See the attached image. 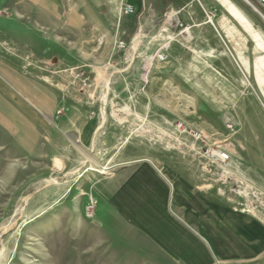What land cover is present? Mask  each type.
<instances>
[{
	"label": "rangeland",
	"instance_id": "1",
	"mask_svg": "<svg viewBox=\"0 0 264 264\" xmlns=\"http://www.w3.org/2000/svg\"><path fill=\"white\" fill-rule=\"evenodd\" d=\"M5 69L57 108L29 107ZM69 104L107 111L92 152L56 127ZM190 154L205 188L264 224V18L245 0H0V264H177L101 208L100 183L123 158Z\"/></svg>",
	"mask_w": 264,
	"mask_h": 264
},
{
	"label": "crops",
	"instance_id": "2",
	"mask_svg": "<svg viewBox=\"0 0 264 264\" xmlns=\"http://www.w3.org/2000/svg\"><path fill=\"white\" fill-rule=\"evenodd\" d=\"M123 72L119 77L125 78ZM5 74L29 107L41 114L57 108L56 96L33 87L18 71L5 69ZM85 95L77 93L76 98ZM70 105L55 121L56 127L92 152L100 137L109 138L99 133L104 125L99 116L107 111ZM79 112L97 116L78 119ZM165 157L123 158L127 161L124 167L101 180L102 191H107L101 195V208L114 211L118 219L177 264H264V224L205 188L204 172L195 163V155H182L176 159L180 163L174 162V156Z\"/></svg>",
	"mask_w": 264,
	"mask_h": 264
},
{
	"label": "built area",
	"instance_id": "3",
	"mask_svg": "<svg viewBox=\"0 0 264 264\" xmlns=\"http://www.w3.org/2000/svg\"><path fill=\"white\" fill-rule=\"evenodd\" d=\"M246 2L248 4H250L249 0H246ZM257 2H259V4H261V5H264V0H257ZM250 6H252V5L250 4ZM123 11H124V13H132L133 12V6L130 4H125ZM257 12L263 17V15L259 9L257 10ZM118 46L121 48L126 47V45L123 41H119ZM155 58L157 60H164L165 59L164 51L162 49L158 50V52H156V54H155ZM108 64L111 65V62L109 61ZM123 71L124 70H117L116 73H122ZM146 75H147V73H146ZM71 76H72L73 80L78 81L79 90L81 92H84L85 90L91 88V86L93 84L91 75L88 74L83 68L73 69L71 72ZM176 128L179 132H183V133L189 135L194 141H196L200 145H202L204 147L209 146L208 138L199 130H197L195 128H191L189 126H186L182 122H178L176 124ZM200 154H201V156L205 157L207 160H209L210 162L215 163V164H220V163L226 162L230 158V155L226 152H219L217 150L208 151L205 148H204V151Z\"/></svg>",
	"mask_w": 264,
	"mask_h": 264
},
{
	"label": "bare ground",
	"instance_id": "4",
	"mask_svg": "<svg viewBox=\"0 0 264 264\" xmlns=\"http://www.w3.org/2000/svg\"><path fill=\"white\" fill-rule=\"evenodd\" d=\"M246 1V0H245ZM249 3L252 5L251 7H253V9L257 12V10H258V8H256L250 1H249ZM249 4V5H250ZM257 9V10H256ZM258 13V12H257ZM263 15V14H262ZM263 18H264V15H263ZM168 20H170V21H173V18H171V16H169L168 17ZM103 169V168H102ZM105 169H107V167L106 168H104V170ZM104 170H100V169H97L96 171H98V172H100V173H104L105 171ZM107 172V171H106Z\"/></svg>",
	"mask_w": 264,
	"mask_h": 264
}]
</instances>
